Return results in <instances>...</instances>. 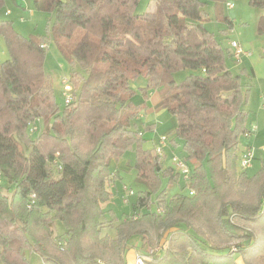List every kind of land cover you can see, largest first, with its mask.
Here are the masks:
<instances>
[{"label":"trees","instance_id":"1","mask_svg":"<svg viewBox=\"0 0 264 264\" xmlns=\"http://www.w3.org/2000/svg\"><path fill=\"white\" fill-rule=\"evenodd\" d=\"M142 1L35 0L54 12L53 40L73 67L63 107L44 70L46 41L0 21L10 55L0 62V181L14 187L7 195L0 185V264H31L28 253L44 264H128L132 250L146 264H264V160L252 175L240 164L241 138L253 133L243 78L253 74L233 72L234 51L204 25L212 4L232 26L229 3L148 0L138 13ZM249 4L264 25V0ZM180 70L190 74L177 82ZM153 91L178 121L167 148L194 162L188 181L167 164V148H142L136 121ZM129 150L139 190L130 187L129 209L117 215L104 205L120 178L113 165Z\"/></svg>","mask_w":264,"mask_h":264},{"label":"rangeland","instance_id":"2","mask_svg":"<svg viewBox=\"0 0 264 264\" xmlns=\"http://www.w3.org/2000/svg\"><path fill=\"white\" fill-rule=\"evenodd\" d=\"M227 2L232 4L233 7H225L223 14L230 20L232 26L228 22L218 21L216 19L212 4L206 8L207 20L204 25L214 34L217 41L224 49L233 51L231 42L235 41L240 45L244 53L250 55H242L238 65L232 60H229V64L233 72L238 73L246 69L248 73L253 74L252 78L245 75L243 81H247L250 84L247 105V110L250 113L248 126L250 129H254L255 127V131L252 130L253 133L250 137L243 136L240 146L242 151L249 148H252L254 151L255 160L253 162V168L248 170V173L252 175L260 169L261 163L264 160V101L262 98L264 93V25L261 22L263 13L260 9L252 7L249 4V0H227ZM147 3L148 0L142 1L138 13L145 12ZM0 21H11L15 32L26 39L35 38L46 41L48 49L44 60V70L52 85L56 101L63 107L65 103V86L62 84V81L64 79H71L73 67L67 62L53 40L51 31L54 25V12L48 8H38L35 0H6L0 8ZM260 28H262V30ZM9 57L10 55L6 44L4 40L0 39V62H5ZM189 74L190 71L188 70H180L175 72L174 79L177 82H181ZM146 85L147 81L142 77L132 82L133 88L137 91L134 98L135 103L143 101L142 95L138 89ZM70 86L72 85L70 84ZM154 93L156 92L153 91L150 97H152ZM157 104L158 102H156V106ZM149 109L152 110L153 108ZM155 115L156 114H153L150 118L144 117L138 119L136 121L138 129H145L148 119L154 121L157 128H159V134H156L157 136L171 134V132L176 129L178 121L172 114L164 112L163 116L159 119H157ZM31 135L34 137L37 133ZM141 143L144 150H152L155 145L150 139H145ZM182 151L181 146H178L176 150L166 149L167 164H173L172 160L174 156L182 157ZM128 162H130V165H128ZM135 162L136 153L129 150L125 154V159L123 161L118 165H113L115 170H119L120 178L109 187L114 193V197L110 202L104 205L106 210L112 209L117 215H120L122 211H127L129 209V204L125 202L126 194L123 192V187L127 186L129 188L132 187L136 191L139 190V185L135 182L136 170L130 168L135 165ZM187 162L189 166H193L194 164L192 160H188ZM181 181L183 182L182 179ZM0 185L5 194H12L14 187H11L4 180L0 181ZM179 189V187L173 188L171 194L179 191ZM130 199L132 198L129 197V200ZM105 227H107V223H105ZM54 231V238L58 241L64 232L60 222L54 223ZM107 232L113 235L115 233L113 230H110V228H105L103 233ZM62 237L65 238L64 236ZM160 243L162 244L161 241L154 239V244L149 247L151 249H159ZM211 243L213 244V242ZM213 245L216 244L214 243ZM27 257L31 264H44L43 260L38 255L28 253ZM137 257V253L134 251L132 264H137ZM104 264L109 263L106 262Z\"/></svg>","mask_w":264,"mask_h":264},{"label":"built area","instance_id":"3","mask_svg":"<svg viewBox=\"0 0 264 264\" xmlns=\"http://www.w3.org/2000/svg\"><path fill=\"white\" fill-rule=\"evenodd\" d=\"M232 7H233L232 4H228V8H232ZM231 47L234 51L235 58L239 61L242 55L250 56L249 54L244 53L240 45L235 41L231 43ZM62 84L65 86V93H64L65 101L66 103H69L71 101V92L73 90L72 86H70L71 83L68 79H64L62 81ZM262 98L264 101V93L262 95ZM263 108H264V105H263ZM32 130H36V127H33ZM253 131H255V127ZM248 137H250V135H248ZM167 147H168V138L161 137L158 142V145L156 146V153L159 156H163L164 151ZM254 160H255V155H254V151L252 150V148L246 149L241 157V162H240L241 168L244 170H250L251 168H253ZM172 161H173V166L181 174L182 179L188 181L190 179L191 169L187 161L184 158H181L178 156H174ZM123 192L126 194L125 202L129 203V197L133 195L134 191L131 188L124 186ZM191 195H193V192H191ZM137 256H138L136 259L137 264H146L144 259L141 256L139 255Z\"/></svg>","mask_w":264,"mask_h":264},{"label":"crops","instance_id":"4","mask_svg":"<svg viewBox=\"0 0 264 264\" xmlns=\"http://www.w3.org/2000/svg\"><path fill=\"white\" fill-rule=\"evenodd\" d=\"M156 102H158L157 106H156ZM159 103H160V96L156 92V93H154V95L152 97H150V100L148 101V110L146 111V114L145 115H142L141 116V118H144V117L150 118V116H152L153 114H156L157 115V116L155 115V117L157 119H159L160 117H162L163 114H164V112H166V111L164 109H162L161 107H159ZM149 108H153V109L151 110ZM147 121H148V123L145 126V128L147 126H153V128H152L151 131H146L145 129H139L140 130V136L142 138V141L145 140V139H150L152 142H154L155 143V145L153 147V149H154L156 147V145H158V142H159L160 138L161 137H167V136H169L170 133L168 135H164V136H162V135L157 136L159 134V132H158L159 128H157V126H156V124H155L154 121L149 120V119ZM176 149H177V147H175L174 145H171L169 147V149L167 148V150H176ZM133 252L134 251L132 250V251H130L128 253V256H127V258H128V264H132Z\"/></svg>","mask_w":264,"mask_h":264}]
</instances>
